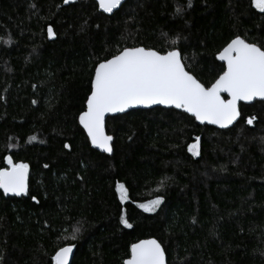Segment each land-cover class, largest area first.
<instances>
[{
    "label": "trees",
    "instance_id": "1",
    "mask_svg": "<svg viewBox=\"0 0 264 264\" xmlns=\"http://www.w3.org/2000/svg\"><path fill=\"white\" fill-rule=\"evenodd\" d=\"M237 36L264 49L252 0H127L112 16L94 0H0V169L10 156L30 171L26 195L0 191V264H54L68 245L71 264H124L150 238L168 264H264L263 102L241 105L224 131L163 108L109 118L112 156L92 149L78 122L95 67L124 48L166 52L175 39L210 87L225 69L216 56ZM157 197L154 212L138 207Z\"/></svg>",
    "mask_w": 264,
    "mask_h": 264
},
{
    "label": "snow or ice",
    "instance_id": "2",
    "mask_svg": "<svg viewBox=\"0 0 264 264\" xmlns=\"http://www.w3.org/2000/svg\"><path fill=\"white\" fill-rule=\"evenodd\" d=\"M70 2L72 0H64L65 4ZM98 3L105 13L111 14L122 7L123 0H98ZM252 3L264 13V0H252ZM188 7H191V0H188ZM180 11L178 8L177 13ZM47 34L49 38L55 36L51 26ZM162 38L166 39L167 34L163 33ZM176 44L173 39L172 50L166 52L145 47L124 48L98 63L86 111L79 116L94 146L107 153L113 151V137L105 134V117L109 113H123L136 106L171 105L192 114L201 123L207 121L227 127L240 116L239 101H253L257 97L264 100V49L257 44L248 43L240 36L234 38L219 54V60L226 62V67L210 87L187 70L186 57ZM221 93H227L230 98H223ZM254 119L249 118L247 123L251 125ZM36 139V136L30 137L32 141ZM68 147L65 144V148ZM188 151L199 155L196 144L189 145ZM5 159L9 167L0 169V189L5 195H26L28 165L13 163L10 156ZM123 189L124 185H117L118 191ZM124 199L121 192V200ZM162 200L163 197H157L139 206L144 212H154ZM121 223L132 227L123 216ZM79 231L77 227L72 239L77 238L75 233ZM72 251V245L59 248L52 257L54 264H69ZM125 264H165V250L155 239L142 240L131 246V256Z\"/></svg>",
    "mask_w": 264,
    "mask_h": 264
},
{
    "label": "water",
    "instance_id": "3",
    "mask_svg": "<svg viewBox=\"0 0 264 264\" xmlns=\"http://www.w3.org/2000/svg\"><path fill=\"white\" fill-rule=\"evenodd\" d=\"M74 1H75V0H72V2H70V3H68V4H65V3H64V5H65V6H69V5L73 4ZM94 1L97 3L98 8H99V11H100L101 13L107 15V16H112L115 12H117V11L120 10V8H121V7H120L119 9L114 10V12L111 13V14H110V13H105V12L99 7L98 0H94ZM126 1H127V0H123V4H122V6L126 3ZM246 42H247V41H246ZM248 43H249V42H248ZM257 46H258V45H257ZM222 51H223V50H222ZM222 51H221V52H222ZM221 52H220V53H221ZM220 53H219V54H220ZM219 54L216 56L217 61H218L219 63L223 64V65L226 67V62H224V61H220V60H219V58H218V57H219ZM94 75H95V73H94ZM221 95H222V97L225 98V99H229V98H230V97H228L227 93H221ZM256 102H263V103H264V100H261L259 97H257V98H256L255 100H253V101H239V102H238V108H239V111H240V116L237 118L236 121L233 122V124H231V125H229V126H227V127H220L219 125L211 124V123H208L207 121L201 123L200 121L196 120L195 117H194L192 114L185 112L183 109H177V108H175L174 106H171V105H152V106H150V107L136 106V107H133V108H130V109L126 110V111L123 112V113H109V114H106V117H105V134L108 135V132H107V121H108L109 118H113V117L121 116V115L127 114V113L132 112V111H136V110H153V109H156V108H163V109H166V110H175V111H178V112H182V113H184V114H186V115L192 117V118L196 121V123H197L198 125H200V126H209V127H212V128H215V129H218V130H222V131H224V130H228V129H231L232 127H234V126L239 122V120L241 119V110H240L241 105H253V104L256 103ZM86 108H87V105H86ZM85 111H86V109H85ZM80 115H81V114H80ZM78 122H79V119H78ZM79 125H80V127L84 130L85 134L87 135V138H88V140H89V142H90V144H91L92 149L96 150V151L99 152V153L105 154V155H107V156H112V155H113V151H112L111 153H107V152H104L102 149H100V148L94 146V145L91 143V139L88 137L87 130L83 128V126L80 124V122H79ZM109 136H110V135H109ZM113 142H114V139L111 141L112 148H113ZM29 180H30V171H29V169H28V174H27V178H26V183H27V186H28V188H27V193L29 192ZM0 191L3 193V190H2V189H0ZM3 194H4V193H3ZM4 196H5V197H20V196H24V195L16 196V195L10 193V194H8V195H5V194H4ZM150 239H155V238H150ZM150 239H145V240H150ZM155 240H157V239H155ZM141 241H142V240H141ZM139 242H140V241H139ZM139 242H137V243H139ZM157 242H159V241L157 240ZM159 243H160V242H159ZM160 244H161V243H160ZM161 246H162V244H161ZM162 248L164 249L163 246H162ZM74 253H75V248L73 247V251H72V253H70V255H69V264L72 263V260H73V257H74ZM130 256H131V252H130ZM129 258H130V257H129ZM129 258H128V259H129ZM128 259H126V260H128ZM126 260H125V261H126ZM124 264H125V262H124ZM165 264H168V260H167L166 252H165Z\"/></svg>",
    "mask_w": 264,
    "mask_h": 264
},
{
    "label": "rangeland",
    "instance_id": "4",
    "mask_svg": "<svg viewBox=\"0 0 264 264\" xmlns=\"http://www.w3.org/2000/svg\"><path fill=\"white\" fill-rule=\"evenodd\" d=\"M259 10V9H258ZM197 145V144H196ZM197 149H198V151H199V148H198V146H197ZM197 156V155H196ZM123 185V184H122ZM118 191V190H117ZM121 192H123L124 193V196H125V199L122 201L121 200ZM118 194H119V198H120V200L124 203V202H126L127 200H128V193H127V190H126V188H125V186H124V189L123 190H120V191H118ZM146 203H148V202H145V203H141V204H146ZM141 204H139V205H141ZM138 205V207L141 209V210H143L140 206ZM161 205V204H160ZM158 208V207H157ZM156 208V209H157Z\"/></svg>",
    "mask_w": 264,
    "mask_h": 264
}]
</instances>
